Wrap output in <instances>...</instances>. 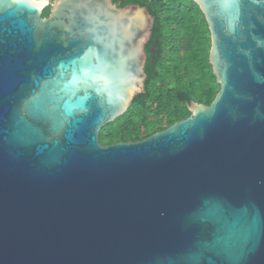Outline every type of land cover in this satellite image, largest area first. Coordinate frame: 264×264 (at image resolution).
<instances>
[{"label": "water", "instance_id": "1", "mask_svg": "<svg viewBox=\"0 0 264 264\" xmlns=\"http://www.w3.org/2000/svg\"><path fill=\"white\" fill-rule=\"evenodd\" d=\"M191 1L212 101L102 145L145 90L155 17L0 0V264H264V0Z\"/></svg>", "mask_w": 264, "mask_h": 264}, {"label": "trees", "instance_id": "2", "mask_svg": "<svg viewBox=\"0 0 264 264\" xmlns=\"http://www.w3.org/2000/svg\"><path fill=\"white\" fill-rule=\"evenodd\" d=\"M147 7L155 17L147 48L145 90L134 97L127 111L107 123L99 142L142 140L190 115L188 104H209L219 85L209 64L210 34L204 15L191 0H113ZM45 7L42 16L49 14ZM164 122V125L161 123Z\"/></svg>", "mask_w": 264, "mask_h": 264}, {"label": "flooded vegetation", "instance_id": "3", "mask_svg": "<svg viewBox=\"0 0 264 264\" xmlns=\"http://www.w3.org/2000/svg\"><path fill=\"white\" fill-rule=\"evenodd\" d=\"M117 6H118V2L117 3H115ZM150 40H151V37H150ZM150 40L146 43V45H145V51H146V54H148L147 53V48H149V51L152 53V54H154L155 52H156V45H157V43L155 42L154 44H152V43H149L150 42ZM146 61H147V59H146ZM146 64V63H145Z\"/></svg>", "mask_w": 264, "mask_h": 264}, {"label": "rangeland", "instance_id": "4", "mask_svg": "<svg viewBox=\"0 0 264 264\" xmlns=\"http://www.w3.org/2000/svg\"><path fill=\"white\" fill-rule=\"evenodd\" d=\"M161 125H164V122H163V123H161Z\"/></svg>", "mask_w": 264, "mask_h": 264}]
</instances>
